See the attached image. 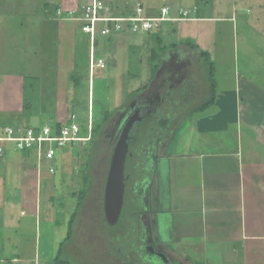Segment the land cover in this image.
<instances>
[{
    "label": "rangeland",
    "instance_id": "rangeland-1",
    "mask_svg": "<svg viewBox=\"0 0 264 264\" xmlns=\"http://www.w3.org/2000/svg\"><path fill=\"white\" fill-rule=\"evenodd\" d=\"M79 1L83 5L77 16L83 15V8L92 0ZM62 2L64 6H72L71 0H0V92L17 101L22 96L18 112H0V134L5 126H40L48 121L51 123V120L67 119L71 112L83 124L87 121L86 130L101 120L102 112H111V116L94 143L81 142L72 147L57 148L51 160L38 161L33 151L22 154L21 150L6 145L3 157H0V259L3 264H8L10 254H17L16 258L21 260L18 264H54L52 260L57 244L65 236L67 220L75 211L79 191L88 190L90 193L94 175L95 187L76 217L75 236L71 237L73 242L69 244L71 251L64 249L60 258L70 264H89L88 256L101 258L106 252L101 239V233H105L100 230L104 217L102 195L105 176L115 135L128 118V109L138 102L132 99L133 94H128L127 105L121 108L126 98L124 95L134 87H140L136 98L146 90L150 91L139 105L158 103V106L165 107L171 101L169 97L161 101L164 97L162 86L171 87L168 84L174 81L186 83L190 80L188 71L180 73L172 69L171 62L151 78L150 48L159 49L161 64H165L172 53L182 65L185 60L189 61L188 54L206 51L213 63L216 100L231 96L233 92L228 95L221 93L222 90L234 91L235 83L240 92L252 85L259 86L264 92V0H110L116 12L126 11L127 15L133 14V9L140 5L150 16H158L162 7L170 8L166 14L170 17L176 16L178 9H184L182 16L188 19L164 22L166 28L161 32H157L161 27L159 22L155 31L124 29L116 40H113V35L110 41L98 36L93 56L95 60L101 57L104 64L91 71L88 65L89 34L82 29L85 21L75 15L77 7L67 11L75 17L61 12L66 9H61ZM96 2L105 5L99 0ZM45 4H48L50 12L43 14ZM56 6L60 14L59 11L55 13ZM103 7L112 13L109 6ZM65 16H70L73 21L69 22ZM107 44L112 48L107 49ZM196 57L203 75L208 76V63L200 56ZM131 62H136V65L129 69ZM172 64L177 66L178 63L172 61ZM130 74L134 76L131 80ZM163 75L168 78H163ZM17 78L22 81V86L18 97H15L14 87L10 86ZM145 85L147 89L143 88ZM259 104L264 103L254 102L251 97H246L242 103L244 107L249 106V113L258 109ZM223 105L214 106L212 111L221 109L230 115L235 114V107L224 109ZM162 111L156 110V114L161 115ZM178 122L179 125L163 131L164 141L170 143V138L179 131L193 130L194 123L191 125L190 118L185 121L178 119ZM136 127L133 128L135 134ZM93 144V150L87 151L91 153L89 170L93 173L88 172V176L87 172L83 174V163L87 148ZM133 145L131 151L136 148ZM139 154L134 155V159L137 157L138 160ZM131 163V159L125 162L124 172L132 179ZM136 164L142 165L143 161H136ZM84 175L89 177L88 182H84ZM124 209L114 227L121 228L124 213L128 212ZM141 219L143 233L149 237L150 222L146 213L141 214ZM129 234L127 241L118 244L110 239V251L113 247L115 252L125 253L129 240L133 238L132 233ZM33 247L39 258L33 259ZM129 253L132 254L131 251Z\"/></svg>",
    "mask_w": 264,
    "mask_h": 264
},
{
    "label": "crops",
    "instance_id": "crops-1",
    "mask_svg": "<svg viewBox=\"0 0 264 264\" xmlns=\"http://www.w3.org/2000/svg\"><path fill=\"white\" fill-rule=\"evenodd\" d=\"M74 1L71 0L72 6H64L62 2L61 9L66 7L64 12L73 10L74 7L80 9L83 3ZM89 1L91 0L87 2ZM99 2L105 4L103 6H109L111 14L120 15L113 9L110 0ZM145 12V16L152 17ZM165 20L160 21L161 27L157 32L166 28L164 22H175ZM118 33L108 36L113 35V40H116L120 35ZM92 48L94 51L95 46L89 37V58ZM195 54H188L189 61L185 60L186 63L182 65L177 62L174 53L169 54V60L165 64H161L162 60L159 58L156 71L171 62L172 69L179 70L180 73L183 70L188 71L190 80L186 83L168 82V86H172L166 88L163 85L164 97L161 98L165 101V98L169 97L171 102L163 107V114L158 115L153 110L137 127L138 139L133 142L136 145L134 153L140 154L138 160L135 157L132 167L140 173L139 181L145 185L141 192V203L145 205L144 207L142 203L150 222V232L149 237L143 238V243L147 244L146 257L139 263L129 254L128 262L264 264V104H259L258 109H254L252 113H249V106L242 105L246 97H251L254 102L264 103V92L257 85L246 86L244 91L240 92L235 83L234 91L222 90L221 93L228 95L233 92L231 96L216 100V84L213 75V79L210 78V68H207L208 76H204L199 63L194 59ZM130 60L129 58L128 61ZM172 61L178 63L177 66H173ZM129 64L131 69L136 62ZM129 78L131 80L134 76L130 74ZM163 78L168 77L165 75ZM159 81L160 79L157 82ZM21 86L22 81L18 78L10 86L14 87L15 97L21 92ZM144 89H147L146 85ZM146 91L144 96L148 95L150 90ZM136 92L139 91L134 87L124 96L127 98L128 94H133L132 99L140 103L143 95L136 98ZM21 97L20 95L17 101L16 98L13 100L0 92V112H18ZM138 102L131 108L137 106ZM205 103L209 104L200 109ZM222 104L224 109H228L227 106L235 107V114L230 115L221 109L212 111L214 106L220 107ZM157 110L161 111V107ZM186 118H190L191 125L194 123L193 130L179 131L176 136L170 138V143L164 141L163 131L179 125L178 119L185 121ZM66 120V117L62 119L64 123ZM136 161H143V164L137 166ZM141 168L145 169L144 175ZM34 247L32 257L36 259L39 255L35 254ZM105 250L101 258L96 257L93 260V264H109V255L110 264L124 262L125 258L118 257L113 247L111 251L109 246ZM37 251L39 253L38 248ZM16 257L17 254H10L8 264L20 263L21 260Z\"/></svg>",
    "mask_w": 264,
    "mask_h": 264
},
{
    "label": "trees",
    "instance_id": "trees-1",
    "mask_svg": "<svg viewBox=\"0 0 264 264\" xmlns=\"http://www.w3.org/2000/svg\"><path fill=\"white\" fill-rule=\"evenodd\" d=\"M54 8H55V10H54L55 13H57V11H59L58 12L59 14L61 12H63L64 14H67V13L68 14H71V11H69V12H67V11H65V12L64 11H61L60 12V9H58L57 6L54 7ZM167 8H168L167 9V12H168L170 10V8L169 7H167ZM48 9H49L48 4L47 5L45 4L44 5V8H43V12H44L43 14H45L47 12H50V10H48ZM130 10H131V6L129 7V11ZM183 10L184 9H178L176 16H172V17L167 16V18H166L165 21H167V20L177 21V19H181V20L182 19H188L187 17H183L182 16L183 15V12H184ZM76 11L77 12H75V15L77 16L79 14L80 9H76ZM122 13H124V14H122ZM75 15L74 14H71L72 17L73 16L75 17ZM120 15H123V16L127 15L126 14V11H124V12L121 11ZM179 15H181V16H179ZM77 17H80V16H77ZM65 18L70 19L71 17L70 16L69 17L68 16H65ZM70 20H72V19H70ZM123 28L124 27H122V30L125 29V28L124 29ZM150 30L155 31L154 28H152ZM115 32H118V31H115ZM115 32L112 31L109 34L101 35L97 31L95 33V35H94L95 37H94L92 43L94 44V46H96V43H97L96 39H97L98 36H101L102 39H105V41H110V37L111 36L109 37L108 35H110L112 33L115 34ZM106 46L108 47L107 49H110V45L109 44H107ZM190 47L193 48L192 46H190ZM158 51H159V49H155V48H152V49L150 48V51H149V60H150V66H151V72H150L151 78H152L153 74L155 73L156 68L158 66V63H159V60H160L159 59L160 56H159V52ZM196 56H200L202 59L206 60V62L208 63V67L210 68L209 69L210 78H212V75H213V63L210 61L209 56H207V52L206 51H202V50L201 51H198L197 50V53L195 54V57H194L195 60L197 59ZM137 60H139V62H140V58H138ZM88 62H89V55H88ZM140 89L141 88L138 87L137 88V91H139ZM128 97H129V95L127 96L125 102H123V104L120 105L121 108L122 107H125V105H127ZM210 102H212V101H210ZM209 103L203 104L202 106H200V109H203ZM154 108H155V106H152V107L148 108L147 106H144V105L143 106L136 107V109L138 110L139 116L141 117L140 123L146 117H148L149 115H151V113L153 112ZM132 109L133 108L129 109L130 111H128V112L129 113H132V112H134L136 110L134 108L135 110L133 109V111H132ZM72 114H74L76 116L75 117V121L79 125V131H78L79 136H81L82 138L83 137H87V130H86V125H85L87 121L86 122L84 121V124H83V122H80L78 120V118H77V115L74 112H71L69 114V116L67 117V120H66L65 123L68 124V123L71 122L70 116ZM101 115H102L101 120L98 123H93L91 125V132H90V136H89L88 139H86V140H79V141H68L64 146L65 147H72L73 145H75V143H81V142H86V143H89V144H90V142L92 143L94 141V139L96 138V136L101 132V130L103 129L104 125L108 122V119L111 116V112L104 111V112H102ZM46 123H47V125H50L52 133H55V134H59L60 127H61L62 124H64L63 121H52V120H51V123L49 121L46 122ZM138 125H139V123H138ZM17 126H5V127H3L2 131H1L2 134H0V136L3 135L4 130H5L6 127H13V130H15L16 128H18ZM42 126H43V124L42 125L40 124V126H30V125H28L26 127H31V128L34 129V131H38ZM130 135H131V133H130ZM0 144L2 145L3 148H5L7 143H5V142L2 141V142H0ZM9 145L13 146L12 144H9ZM93 145L94 146L91 145V147L87 148L86 152L89 149H91V148L93 150V148L95 147V144H93ZM64 146H62V147H64ZM132 147H133V145H130V149ZM29 151H33V155L37 159L36 153H35V150L33 149V147H31V148H25V149L21 150L22 154L29 153ZM55 152H56V150H55ZM131 153H132L131 155H127L126 162H127L128 159H131V161H132L131 166H133V164H134V155L136 156V154L134 153V148L131 151ZM3 154L0 157H3ZM90 154L91 153H88L87 152V154H86L87 157H86V159H85V161L83 163V166H84L83 174H84V172H87L86 175H88V176H89V173L91 175H93V173L90 172L91 170H89V166H90V163H91V158H90L91 156H90ZM54 155H55V153H54ZM54 155L51 158H49V159L44 158V157H41L40 159H38V161H41V160H51L54 157ZM144 168H141L142 169L141 171L143 172L142 175L145 174L144 173V170H145ZM132 171H133L132 179H131V175L129 174V178L126 181H124L125 182V188H124V197H123V205H122V207H124L125 209L124 208L123 209L125 211H128V212H125L124 213L123 224H122L121 228L114 227L115 224L114 225L107 224L106 221H105V219H104V217L102 218V222H101V224H102L101 227L102 228L100 230L103 233H105L106 235L110 233V239H113V240H116V239L118 240V237L119 236H122V234L124 236V234L127 233L128 231H130L132 233L133 230H135V229L138 230V238L139 239H142V238L145 237L144 234H143V227L141 226V224H142V222H141L142 221L141 214L144 212V207H143V205L141 203V196H142L141 195V192L144 190L145 185L141 184L142 181H139V175H140V173L139 172L137 173L134 170L133 167H132ZM86 175H84V177H83L84 182H88V179H89V177L86 176ZM95 182H96V178H95V175H94V177H93L94 186L91 187L90 193L92 192V189H94V187H95ZM87 192H88V190H83V191L81 190V191H79V195L77 196L78 202H76L75 211L70 214V216H69V218L67 220V226H66V229H65V236H64L63 240L62 241L60 240L59 243L57 244L58 246H57V250L55 252L56 255H55L54 259L52 260V262L54 264H70L67 260H64V259L62 260L60 257H61V254L63 253V250L64 249L70 250L69 244H71L73 242L72 239L75 236L74 224L76 222V217L79 214V211H80L81 206L83 205V203L85 202V200L90 196V193H87ZM123 209H121V210H123ZM120 214H121V212H120ZM119 217H120V215H119ZM129 219H131V220H129ZM71 237H73V238H71ZM140 242H141V240H139V243ZM93 260H94L93 257L88 256V262H89V264H93ZM0 264H3V262L1 260H0Z\"/></svg>",
    "mask_w": 264,
    "mask_h": 264
},
{
    "label": "built area",
    "instance_id": "built-area-1",
    "mask_svg": "<svg viewBox=\"0 0 264 264\" xmlns=\"http://www.w3.org/2000/svg\"><path fill=\"white\" fill-rule=\"evenodd\" d=\"M167 9V7H162L158 16L149 17L145 16L144 9L140 5H137L132 15H113L106 12L103 5L96 2V0H92L91 3L83 8V15L80 16L79 20L85 21L82 29L84 33L89 34L90 40L93 41V36L97 31L99 34L104 35L112 31H123L122 27L135 32H144L155 28L160 21L167 18ZM103 64L104 61L101 57L95 60L92 48L89 58L90 71L94 67ZM75 117L72 114L70 116L71 122L61 125L59 134L52 133L50 125L47 124L43 125L38 131H34L31 127H18L15 130H13V127H6L4 134L0 136V142L3 141L7 144H12L18 150L33 147L37 160L41 157L49 159L54 155L57 148H61L68 141H79L89 138L91 127L87 129V137L82 138L78 134L79 125L76 123ZM3 152L4 148L0 144V156Z\"/></svg>",
    "mask_w": 264,
    "mask_h": 264
},
{
    "label": "water",
    "instance_id": "water-1",
    "mask_svg": "<svg viewBox=\"0 0 264 264\" xmlns=\"http://www.w3.org/2000/svg\"><path fill=\"white\" fill-rule=\"evenodd\" d=\"M138 110L122 123L118 137L110 155L109 165L103 188V214L107 224L114 225L118 221L124 197L125 180L124 172L126 157L129 152L128 137L133 124L140 121Z\"/></svg>",
    "mask_w": 264,
    "mask_h": 264
},
{
    "label": "flooded vegetation",
    "instance_id": "flooded-vegetation-1",
    "mask_svg": "<svg viewBox=\"0 0 264 264\" xmlns=\"http://www.w3.org/2000/svg\"><path fill=\"white\" fill-rule=\"evenodd\" d=\"M145 96H148V95H145ZM142 98H144V95L140 98V99H142ZM162 102H163V99L161 100ZM139 103V102H138ZM147 106L145 103H143L142 105H137V106H135V107H133V109L135 108L136 109V107H138V106ZM163 105V104H162ZM152 106H155V108H154V111H156L157 109H158V107H161V109H163V106H161V105H159L158 106V103H156L155 105H152ZM152 106H147L148 108H150V107H152ZM133 109H132V111H133ZM134 109V110H135ZM137 110V109H136ZM135 110V111H136ZM134 112H132V113H129L128 114V116H130L131 114H133ZM138 126V123L136 122V123H134L133 124V127H132V130H131V135H130V133H129V137H128V145H129V152H130V154H128V155H131L132 153H131V151H130V145H132V144H134L133 142H134V140L137 138L138 139V137H137V134H135L134 133V129L133 128H135V126ZM137 128V127H136ZM117 137H118V132H117V134L115 135V142H116V139H117ZM136 142V141H135ZM115 144V143H114ZM127 175V174H126ZM105 178H106V176H105ZM129 178V174L127 175V178H126V180ZM125 180V181H126ZM105 184V183H104ZM102 207H103V195H102ZM103 210V209H102ZM104 215V214H103ZM99 231V230H98ZM129 233H131L130 231H128L127 233H125L124 234V236H123V234H122V236H119L118 237V240L116 241V240H114V241H116L117 242V244L118 243H121V242H125V241H127V238H130L129 236H130V234ZM144 234V233H143ZM132 235H133V238L132 239H130L129 240V243H128V248H127V251H131V253L132 254H130L129 252H127L128 254L127 255H129L131 258H136L138 261H139V263H141V259L143 258V257H146V255H147V251L145 250L146 248L145 247H147L146 245V243H143L145 240V238L143 239H139L138 238V230L137 229H135V230H133V232H132ZM145 236V235H144ZM101 239L103 240V242H104V246H105V248H107L108 246L110 247V233L109 234H102L101 233ZM139 240H141V242L139 243ZM125 251V250H124ZM125 252V253H126ZM124 252L123 253H120L119 252V250H118V252H117V256L119 257V256H121V257H124L125 259H123L124 260V262H121L122 264H129V258L127 257V255L125 254ZM126 255V256H125ZM110 255H109V258H108V262H109V264H110ZM127 259V260H126ZM129 259V260H128ZM117 264V263H116Z\"/></svg>",
    "mask_w": 264,
    "mask_h": 264
},
{
    "label": "clouds",
    "instance_id": "clouds-1",
    "mask_svg": "<svg viewBox=\"0 0 264 264\" xmlns=\"http://www.w3.org/2000/svg\"><path fill=\"white\" fill-rule=\"evenodd\" d=\"M161 11V10H160Z\"/></svg>",
    "mask_w": 264,
    "mask_h": 264
}]
</instances>
